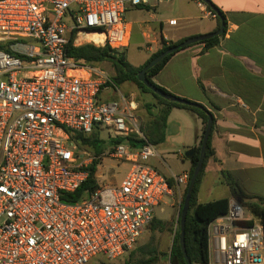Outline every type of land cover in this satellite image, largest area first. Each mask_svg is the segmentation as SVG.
I'll use <instances>...</instances> for the list:
<instances>
[{
	"label": "built area",
	"instance_id": "1",
	"mask_svg": "<svg viewBox=\"0 0 264 264\" xmlns=\"http://www.w3.org/2000/svg\"><path fill=\"white\" fill-rule=\"evenodd\" d=\"M149 2L0 0V264L116 261L136 246L164 198L189 184L188 172L172 175L171 185L151 165L160 156L134 101L100 100L104 90L118 89L113 77L66 54L70 44L125 51L133 32L127 8ZM207 16L217 14L209 9ZM101 126L111 140L142 141L107 153L130 170L119 186L99 183L78 201L64 200L103 160L80 144ZM208 232L209 264H264V225L237 200Z\"/></svg>",
	"mask_w": 264,
	"mask_h": 264
},
{
	"label": "crops",
	"instance_id": "2",
	"mask_svg": "<svg viewBox=\"0 0 264 264\" xmlns=\"http://www.w3.org/2000/svg\"><path fill=\"white\" fill-rule=\"evenodd\" d=\"M160 1L129 6L126 11L127 20L128 14L137 10H146L149 14L148 19L128 20L132 25V40L135 32L146 45L148 57L143 64L162 48L163 41L177 43L213 33L220 27L217 17L207 16V5L198 6L199 0ZM210 1L222 12L226 22L218 43L209 49L198 43L176 52L153 77V82L172 95L203 105L215 118L211 134L215 155L205 168L199 203L222 198L235 200L221 178L222 170L237 180L246 194L264 198V0ZM171 2L175 9L167 18L163 10ZM173 19L177 25L169 24ZM134 103L138 110L139 103ZM146 104L157 106L158 100L142 93L143 107ZM203 127L202 119L196 114L173 108L162 144L179 143L191 150L198 145ZM191 166L192 162L180 174L189 173ZM168 171L169 177L164 175L171 179L175 173L170 167ZM213 190L214 194L220 192L223 196L200 202L202 196L214 195Z\"/></svg>",
	"mask_w": 264,
	"mask_h": 264
},
{
	"label": "trees",
	"instance_id": "3",
	"mask_svg": "<svg viewBox=\"0 0 264 264\" xmlns=\"http://www.w3.org/2000/svg\"><path fill=\"white\" fill-rule=\"evenodd\" d=\"M213 6L216 9H218L214 4ZM208 8L211 11H213L210 7ZM219 12L223 16L220 10ZM217 20L220 26V19L218 16H217ZM218 40H219V37H215V38H212L205 42H200V43L205 45L204 49H209L215 46L218 43ZM183 41L185 40H182L177 43H167L166 41H163L162 48L159 51H157L155 54H153L150 57V59L140 67H133L127 62L125 51H116V50L111 49L109 46L97 47L93 44H85L79 47H74L72 44H70L66 48V54L68 57L73 58L76 62L84 64V65H89V66L98 65L103 62H110L115 71V77H113V79L115 80L116 85L118 87L126 82H131V83H134L138 87L141 93H151L155 96V98L159 101L157 106H154L152 104L144 105V108L147 114L152 119L144 128H142V131L144 132L145 136L154 145H157L164 141L167 120L173 108H181V109L188 110L196 114L199 118H201L203 121L204 127H203V132L200 137V141L198 145L192 148V149H195V155H194L193 160L191 161L192 166L189 172V177L191 179L193 172L196 168V165L198 163L199 157H200L201 143H202L203 133L207 126L208 116L209 114L212 115V113L208 111L207 108L204 106L202 109H197V108L185 106L182 104L169 102L159 97L155 93H153L151 90L145 87V85L142 82L138 80V73L144 68L145 65H147L152 60H154L163 51ZM175 54L176 53L168 55L159 64L151 68L146 74L147 79L153 85L157 86L159 89H161L162 91L166 93H169V92L166 91L164 88L156 85L153 82V77L160 72V70L165 66V64L169 61V59ZM213 120H214L213 129H214V125H215L214 117H213ZM93 138L94 137L91 136L85 139H81L80 144L84 148H87V147L91 148L92 151L94 152L93 154L97 156L101 155L102 153H104V149H106L105 144H104V147H102L98 143V141ZM120 144L127 145V146H130L131 148L136 149L142 145V141L139 140L135 135H132L126 138H117V139L111 140L109 142V145H110L109 147H111L110 149H112V147L120 145ZM214 155H215V152L211 145V136H210L208 140L205 161H204L203 168L198 176V179L195 184V188L192 193V197L190 201V208H189V212L187 215V221H186V236H185L186 248H187L188 257L192 264H209L210 256H209L208 228L213 221H215L217 218L225 216L229 211L230 200L228 198H222V199H218V200L207 202V203H199V200H198V194L200 191L205 168L207 166L209 159L213 157ZM98 164H99V161L97 160L92 163V165L88 168L90 173H89V177L87 181L75 193L67 194L66 197H64V200L72 201V202L78 201L82 197H84L88 192L95 191L99 188V182L97 181V176H96ZM221 178L223 182L229 187L232 198L240 202L243 207L247 208L253 215H255V217L260 219L264 225V198L254 197V196H250L246 194L244 190L241 188L238 181L235 180L225 170L221 171ZM170 184L173 185V182L171 179H170ZM187 188H188V185L185 189L184 199L181 204V207H183V204H184ZM180 212H181V209H180ZM177 223H178V228L175 232V237H174L173 244H172L171 251H170V263L171 264H186L182 251L180 249V244H179L180 214H179ZM150 225H153L155 227L158 225L161 227L163 226L162 221L159 220L156 216L154 217ZM245 225L251 226L252 223L248 222V223H245ZM156 260H157V256L154 255L152 258L148 259L147 261H140V262L141 264H154ZM125 264H130V263L126 262Z\"/></svg>",
	"mask_w": 264,
	"mask_h": 264
},
{
	"label": "rangeland",
	"instance_id": "4",
	"mask_svg": "<svg viewBox=\"0 0 264 264\" xmlns=\"http://www.w3.org/2000/svg\"><path fill=\"white\" fill-rule=\"evenodd\" d=\"M174 5L175 4L171 2L166 6L167 8H164L163 12L166 13L165 17L170 18L172 16L175 9H172ZM127 18L129 21L140 18L148 19L149 14L146 10H137L134 11V13L128 14ZM145 47L146 45L144 44L142 38L134 32L132 43L125 50L126 60L131 66L140 67L144 63L145 59L148 57ZM98 65L111 77H115V71L110 62H103ZM136 90L139 92L138 95L133 93ZM148 94L155 97L151 93ZM121 96L126 97L128 101L132 100L139 103L137 113L142 120V128H144L149 123L147 119L150 118V116H148L142 105V93L134 83L126 82L120 85L116 90H106L103 93L101 100H118ZM111 133L112 132L108 131L104 126H101L99 127V131L96 130L95 134L92 136L94 137L93 139H96L102 147H104V144L106 147L103 153V160L98 166L97 181L101 185L119 186L128 174L131 164L126 161L112 159L107 155L109 149L111 148L109 147ZM155 146L160 158L152 159L150 163L163 175L165 174L169 177L170 173L168 171V167H170L171 171L175 173L174 175H179L183 171V167L191 164V161L186 157L187 152L190 150L187 146H183L179 143L175 144L173 142L168 146H165L162 143ZM85 150L91 154L94 153L91 148L87 147ZM209 182H213L212 176L209 177ZM185 189L186 188H182L180 192L175 191L171 197H165L160 206L156 208L155 216L162 221V227L159 225L156 227L153 225L148 226V228L141 235L136 246L122 258L113 262H105V257L99 255L93 258L90 264H125L126 262L130 264H141L140 261H147L154 255L157 256V260L154 264H171L170 251L175 237V232L178 228L177 221L180 214L181 204L184 199ZM214 192L215 190H213V194ZM212 196L214 198H219L223 195L218 192L217 194L215 193L209 197L202 196L200 198V202L211 200L210 198H213Z\"/></svg>",
	"mask_w": 264,
	"mask_h": 264
},
{
	"label": "water",
	"instance_id": "5",
	"mask_svg": "<svg viewBox=\"0 0 264 264\" xmlns=\"http://www.w3.org/2000/svg\"><path fill=\"white\" fill-rule=\"evenodd\" d=\"M201 1L203 3H205L208 7H210L219 17V19H220L219 29L213 33H209L206 35H201V36L186 39L185 41L163 51L154 60H152L147 65H145L144 68L138 73V80L140 82H142L145 85V87H147L149 90H151L153 93H155L159 97H161V98H163L169 102L178 103V104H182V105L197 108V109H202L203 105L162 91L161 89H159L157 86L153 85L147 79L146 74L151 68H153L154 66L159 64L168 55L176 53L180 50L186 49V48H188L191 45H194L196 43L205 42L209 39H212L215 37H220L223 34V32L225 31V26H226L224 17L221 15L219 10L213 6V3L210 0H201ZM213 123H214L213 116L211 114H209L207 126H206L204 133H203L200 157H199L198 163L196 165V168L193 172V175L189 181L185 200H184V204H183V207H181V212H180L179 244H180V249L182 251V254H183V257H184L186 264H192L189 257H188L187 248H186V240H185L187 215H188L189 208H190V201H191L192 193H193L196 181H197L198 176H199V174L203 168V164L205 161V156H206V151H207V146H208V140H209L211 133H212ZM194 155H195V149H191L187 152L186 157L190 161H192L194 158Z\"/></svg>",
	"mask_w": 264,
	"mask_h": 264
},
{
	"label": "bare ground",
	"instance_id": "6",
	"mask_svg": "<svg viewBox=\"0 0 264 264\" xmlns=\"http://www.w3.org/2000/svg\"><path fill=\"white\" fill-rule=\"evenodd\" d=\"M88 37L97 40V36L96 35H92V36H88Z\"/></svg>",
	"mask_w": 264,
	"mask_h": 264
}]
</instances>
